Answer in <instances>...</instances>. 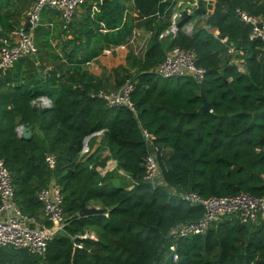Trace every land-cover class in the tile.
I'll list each match as a JSON object with an SVG mask.
<instances>
[{
	"label": "trees",
	"instance_id": "16d2710c",
	"mask_svg": "<svg viewBox=\"0 0 264 264\" xmlns=\"http://www.w3.org/2000/svg\"><path fill=\"white\" fill-rule=\"evenodd\" d=\"M175 1L133 2L140 19L151 17L154 34L144 56L130 51L126 66L115 70V79L119 85L134 81L137 112L93 97L107 87L82 66L104 45L128 44L134 35L138 21L116 0H103L100 12L81 27L88 45L94 36L102 45L81 57L75 49L67 55L70 67L58 66L42 78L36 58L26 56L0 72V156L12 173L16 200L25 214L38 218L42 203L36 194L53 179L65 199L68 223L48 244V264H264L261 216L246 224L231 214L205 234L179 238L177 260L170 251L175 239L167 233L204 213L179 193L264 195V42L252 40L251 25L236 14L240 8L264 16V0H217L207 24L226 36L225 41L208 28L192 33L179 28L170 43L194 53L196 63L206 69L200 81L192 76L163 78L152 69L166 56L160 34L171 20ZM7 3L0 0V35L13 28L17 20L13 25L10 19L19 14L2 13ZM208 7L204 4L200 11ZM99 22L109 29L106 34H97ZM229 45L242 52L234 57ZM236 61L245 72L238 71ZM40 95H47L52 106L32 104ZM203 98L211 111L201 110ZM20 125L32 128L30 140L19 135ZM102 129L104 145L130 177L131 187L114 184L112 172L101 173L109 158H101L102 147L81 155L84 138ZM144 130L166 148L160 157L165 184L143 179L148 152ZM47 153L57 157L54 169L45 160ZM92 203L103 212L79 216L83 205ZM91 230L97 239L79 236ZM37 263L23 248L0 247V264Z\"/></svg>",
	"mask_w": 264,
	"mask_h": 264
},
{
	"label": "built area",
	"instance_id": "2783aa9c",
	"mask_svg": "<svg viewBox=\"0 0 264 264\" xmlns=\"http://www.w3.org/2000/svg\"><path fill=\"white\" fill-rule=\"evenodd\" d=\"M102 1H91L92 16L100 12ZM84 2L85 0H34L25 10L24 20L0 37V72H5L11 68L21 57L37 55L39 48H37L34 42L33 31L41 21L44 8L57 11L61 20V29L69 32L77 9ZM197 7V1H193L190 5L186 6V10L192 13ZM236 14L243 22L251 25L250 38L264 42V17L252 15L240 8L236 9ZM180 20V10L173 12L170 27L167 31L160 34V37H164L168 33L176 35L179 30L178 23ZM27 23L31 24L29 28L26 27ZM100 26L102 30L108 32V28H106L103 22H100ZM185 26V31L188 33H192L195 29V25L190 20L187 21ZM49 27L52 28L53 23ZM134 41L135 37L130 39V43L134 46V52L137 55H141V50L134 45ZM113 51L114 47L111 46L105 48L103 53L111 55ZM228 52L236 57L242 51L238 50L235 45H229ZM236 62L239 63L238 71L245 72L246 67L240 64L239 61ZM86 63L90 64L89 61ZM156 72L163 78L192 76L200 81L206 73V69L196 63L195 55L192 51L184 50L180 46L174 45L159 63ZM134 89V81L126 80L117 89H99L94 92L93 97L97 96L105 100L110 107L126 106L137 112L136 104L132 100ZM32 104L43 107L52 106L50 98L45 95L37 96V98L32 100ZM104 132V129L98 130L85 137L80 152L81 155H89L92 150L91 139L96 135H103ZM144 138L148 144V152L144 158L145 173L143 179L152 185L165 184L164 178H162L160 157L166 152V148L157 145L154 142L155 136L146 130H144ZM45 160L48 162L50 168L54 169L57 166V157L54 154L47 153ZM100 170L102 174L109 171L105 168H101ZM51 181L48 186L42 187L36 194L37 200H40L42 203L44 221L41 222L37 218L28 216L22 210L15 198V184L12 173L4 158L0 156V247L13 246L17 249L23 248L29 254L37 257V264H48V244L68 223V218L64 215L65 199L61 186L55 179ZM179 196L189 203L200 205L204 209V213L200 219L177 224L167 233L170 239H175L170 246V251L174 254L175 260L179 257L176 252L177 240L181 237L192 236L193 234H205L213 224L231 214L246 224L258 222L260 216L264 218V195L258 196L249 192H240L225 197L216 195L203 197L191 191L179 193ZM79 236L97 239L94 234L89 233ZM74 246L77 248L82 247V243H75Z\"/></svg>",
	"mask_w": 264,
	"mask_h": 264
},
{
	"label": "crops",
	"instance_id": "0c3cea01",
	"mask_svg": "<svg viewBox=\"0 0 264 264\" xmlns=\"http://www.w3.org/2000/svg\"><path fill=\"white\" fill-rule=\"evenodd\" d=\"M91 1L92 0H88L86 5L81 7V10L78 12L76 17H74L73 19L71 27L69 28L70 29L69 32H65L61 29L60 27L61 20L59 17V13L57 11L48 10L45 13V19L46 21H48L47 24L50 25L51 23H53V27L50 28L51 33H50V38H49V43H50L49 47L45 49L42 48V51L39 54L40 57L36 55L37 57H36L35 64L36 63L38 64L37 67H39L42 70V72L55 69L58 66L60 67L69 66L70 67V61L68 60L67 55L71 54V52H73L75 49L79 51L78 54H79V57H81L84 54H88L95 47V45L97 46L102 45L101 42H97V38H95V36L92 38L91 43L88 45L86 41V36L83 33H80L82 29L81 27L84 25L87 26L86 24H87V21H89L88 20L89 17L92 19L93 17L96 16V15L92 16ZM116 1H118L119 4H123L125 8L128 9L126 10V13L138 21V25L135 28L134 35L131 38L135 37L134 45L137 46L141 50V54L144 56L146 50L149 48V42L151 40V37L154 34V30L152 29V27H150L152 23L150 21L151 17L140 19L139 12L136 8H134V5H133L134 0H116ZM193 1H197V6H198L194 12L192 13L189 12L192 15L191 19L189 20L193 25H195L194 31L200 30L203 28L204 29L208 28L210 29L211 32H213V34L214 33L218 34L217 36H220V38L225 41L226 36L222 35L221 32L216 27H213V26L209 27V25L207 24V20L210 14L214 13L215 11L217 0H176L175 4L173 5V12L177 10H180V12L182 10H186V6L190 5V3ZM204 4H207L209 6L208 7L209 11L202 13L200 9H202ZM28 5L29 4L27 0H8V3L3 8L4 11L2 10V13L3 12L7 13L10 11L19 13L15 15L16 17L14 18V21L10 19V22L13 25H14V22L17 20L18 23L16 22L15 25L13 26L15 27L16 25L20 24L24 20L25 12H26L25 10L30 6ZM123 20L125 19L123 18ZM170 22L171 21L169 20L165 21L164 23L165 28L161 31V34L168 30V28L170 27L169 26ZM186 23L183 25L184 29L186 28L185 26ZM153 24L154 23H152V25ZM1 27L2 26H0V30H2ZM99 28L100 29H98L97 34L100 35V34L107 33L104 30H102L100 26V22H99ZM1 36L2 35H0V37ZM174 37L175 35L171 33H168L164 37H160L164 45H166L167 52L172 47L170 42L172 41ZM80 43L84 44L83 50H81L83 48L82 46L80 48L76 45V44L80 45ZM111 46L114 47L113 53L111 55H105L103 53L105 48H109ZM131 50H134V46H132L130 41L128 44H123V45H117L113 43L109 45H104L100 54L93 57V59L89 61L90 64L84 63L82 64V66L85 70H87L90 73V75L92 76L94 75L96 77L102 78L107 89L109 90L117 89L121 85L117 84V81L115 79L116 78L115 70L123 66H126L127 57ZM158 65H156L152 69L156 71ZM137 69L138 67H134L131 70L132 72L135 73ZM40 76L42 75L40 74ZM100 137L101 139L99 140L98 138ZM104 146L105 145L103 142V135H96L95 137L91 139L92 153H95L99 148L102 147L103 150L101 152V158L107 157V156L109 157L107 159L108 161L106 165L101 166L100 168L108 169L109 170L108 172L114 173V177H116L117 174L120 177L124 176L128 181V185L126 186L131 187L133 184H131L130 177L126 174L124 170H122L119 167L117 161L112 159L110 150L106 146L105 147ZM88 206L100 207L97 203L96 204L92 203ZM38 215L39 216L37 219L43 222L44 219H43L42 210L40 211V214ZM88 233L94 234L96 237L95 231L91 230V232H88Z\"/></svg>",
	"mask_w": 264,
	"mask_h": 264
},
{
	"label": "rangeland",
	"instance_id": "374dc122",
	"mask_svg": "<svg viewBox=\"0 0 264 264\" xmlns=\"http://www.w3.org/2000/svg\"><path fill=\"white\" fill-rule=\"evenodd\" d=\"M28 1V4L29 5H31L33 2H34V0H27ZM88 0H85V2L84 3H82L80 6H79V8L77 9V11H76V14H75V16L74 17H76V15L78 14V12L81 10V7H83L84 5H86V2H87ZM28 5V6H29ZM44 11H43V13H42V17H41V21H40V23L38 24V26H36L35 27V29H34V31H33V33H34V42H35V44L37 45V48H39V52L37 53V55H38V57H40L39 56V54H40V52L42 51V48H48L49 47V45H50V43H49V38H50V33H51V29H50V27H49V24H47V22L48 21H46V19H45V13L48 11L46 8H44L43 9ZM4 11V10H3ZM74 19V18H73ZM26 56H24V57H21V58H19L16 62H15V64L17 65V63H19L20 61H22V60H24V58H25ZM33 57H37V56H33ZM35 62H36V60H35ZM35 66H38V64L36 63L35 64ZM66 67H69V66H66ZM39 70V73L42 75V77L43 78H46V75L51 71V70H48V71H44V72H42V70L41 69H38ZM99 140L101 139V137L100 138H98ZM91 153H92V150H91ZM107 154V153H106ZM114 180H113V183L114 184H117V185H128V181H127V179L124 177V176H119L118 174H117V176L116 177H114L113 178ZM174 190V189H173ZM172 191V190H171ZM30 217H32V216H30ZM34 218H36V217H34Z\"/></svg>",
	"mask_w": 264,
	"mask_h": 264
},
{
	"label": "water",
	"instance_id": "95a60500",
	"mask_svg": "<svg viewBox=\"0 0 264 264\" xmlns=\"http://www.w3.org/2000/svg\"><path fill=\"white\" fill-rule=\"evenodd\" d=\"M192 15L187 11V10H182L180 12V18L182 20V22L178 23L179 28L182 27L189 19H191ZM30 23H27V28L30 27ZM203 97V93L201 94ZM204 104L201 107L202 111H208V110H212V106L210 104L209 101H207L205 98H203ZM19 135L25 139V140H30L33 136V132H32V128L30 126L27 125H22L19 129H18ZM98 212H103V209H101L100 207H90V206H85L83 205V207L81 208V210L79 211V216H86V215H93L96 214Z\"/></svg>",
	"mask_w": 264,
	"mask_h": 264
}]
</instances>
